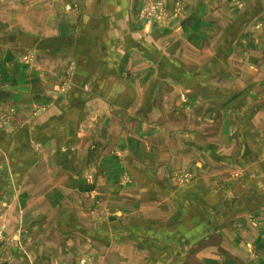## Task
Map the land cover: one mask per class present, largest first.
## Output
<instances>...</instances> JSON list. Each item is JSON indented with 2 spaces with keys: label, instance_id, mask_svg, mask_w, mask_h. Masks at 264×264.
I'll use <instances>...</instances> for the list:
<instances>
[{
  "label": "crops",
  "instance_id": "crops-1",
  "mask_svg": "<svg viewBox=\"0 0 264 264\" xmlns=\"http://www.w3.org/2000/svg\"><path fill=\"white\" fill-rule=\"evenodd\" d=\"M29 1L0 0V264H264V0Z\"/></svg>",
  "mask_w": 264,
  "mask_h": 264
},
{
  "label": "built area",
  "instance_id": "built-area-1",
  "mask_svg": "<svg viewBox=\"0 0 264 264\" xmlns=\"http://www.w3.org/2000/svg\"><path fill=\"white\" fill-rule=\"evenodd\" d=\"M67 10H71V7H67ZM181 7H178L177 12L173 15V17H177L181 12ZM167 8L162 3H153L147 5L142 9L140 16L143 21H147L151 23L153 21H164L167 18ZM12 119L7 115H3L0 110V123L11 124ZM174 179L182 184H188L192 181V176L187 172H179L174 176ZM79 264H95L90 258H84Z\"/></svg>",
  "mask_w": 264,
  "mask_h": 264
},
{
  "label": "rangeland",
  "instance_id": "rangeland-1",
  "mask_svg": "<svg viewBox=\"0 0 264 264\" xmlns=\"http://www.w3.org/2000/svg\"><path fill=\"white\" fill-rule=\"evenodd\" d=\"M20 2H22V4H25V5H29V4H31V2L29 1V0H20ZM153 3H160L159 1H153V2H149V3H146V4H144L143 5V7H142V9L143 8H145L147 5H149V4H153ZM142 11V10H141ZM181 172V171H180ZM179 173V172H178ZM177 173H175L174 174V176L176 175ZM174 176H173V179H174ZM175 180V179H174ZM179 183V182H178ZM179 184H181V185H183L182 183H179ZM186 185V184H185Z\"/></svg>",
  "mask_w": 264,
  "mask_h": 264
}]
</instances>
